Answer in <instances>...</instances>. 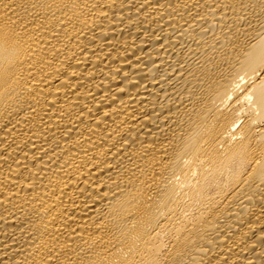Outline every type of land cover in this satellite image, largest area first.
I'll return each instance as SVG.
<instances>
[{
    "label": "bare ground",
    "instance_id": "1",
    "mask_svg": "<svg viewBox=\"0 0 264 264\" xmlns=\"http://www.w3.org/2000/svg\"><path fill=\"white\" fill-rule=\"evenodd\" d=\"M0 264H264V0H0Z\"/></svg>",
    "mask_w": 264,
    "mask_h": 264
}]
</instances>
